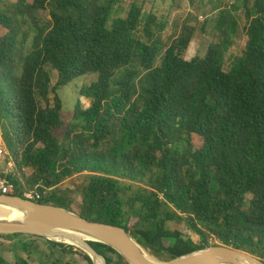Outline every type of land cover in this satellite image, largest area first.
I'll use <instances>...</instances> for the list:
<instances>
[{
  "label": "trees",
  "instance_id": "obj_1",
  "mask_svg": "<svg viewBox=\"0 0 264 264\" xmlns=\"http://www.w3.org/2000/svg\"><path fill=\"white\" fill-rule=\"evenodd\" d=\"M32 1L0 0V124L19 173L14 196L43 183L53 192L37 203L72 210L63 184L80 176L79 214L126 229L162 261L213 246L264 261V0L252 11L244 0L248 41L229 71L238 29L230 11L217 19L220 41L206 57L187 60L194 29L185 25L167 46V24L135 3L113 18L121 0ZM40 9L49 29L38 25ZM87 75L97 77L81 92L90 106L79 107L83 123L66 125L62 139L59 90ZM183 223L199 242L176 229ZM0 237L17 240V264H28L23 255L37 239L93 264L73 246ZM91 244L108 264H130ZM0 264H8L1 255Z\"/></svg>",
  "mask_w": 264,
  "mask_h": 264
},
{
  "label": "rangeland",
  "instance_id": "obj_2",
  "mask_svg": "<svg viewBox=\"0 0 264 264\" xmlns=\"http://www.w3.org/2000/svg\"><path fill=\"white\" fill-rule=\"evenodd\" d=\"M17 0H11V3H15ZM29 3H33L32 0H28ZM135 3L143 10V14L146 16L148 14H154L157 18L167 24L166 30L162 35L164 43L167 46L179 36L183 27L185 25L191 26L194 29V36L192 42L185 54L187 60H191L195 57L205 58L210 44L220 41V32L216 26L217 19L223 15V12L230 11L234 18L238 21L237 34L233 38V44L226 53L224 69L229 71L232 67L234 61L241 57L246 43L248 41V36L246 34L245 27L247 26L248 19L246 17V8L244 5V0H121L119 6L116 8L113 18L127 17L130 10L131 4ZM254 5V0H251L247 7L252 11ZM36 17L39 20V26L46 27L49 29L51 27L52 19L48 9H40L36 13ZM31 23L25 26L23 29L25 32H31L30 43L35 30L31 28ZM30 45V44H29ZM17 58L20 59L22 53H16ZM19 70L22 68V64L18 65ZM52 84L55 85L57 82L56 71L52 72ZM97 77L95 75H87L76 79L73 83L62 87L59 90V94L63 100V119L65 122V127L60 130L61 134H64L66 125H79L83 123L82 117H74L76 111L79 109L86 110L90 106V101L82 97V89L90 86ZM53 97V95L51 96ZM62 137V136H61ZM64 138V135L62 139ZM29 173L31 171L29 170ZM83 184V178L80 176H75L74 178L67 180L63 187L71 190L69 194V199L72 204V210L79 214L80 204L82 202L83 194L81 192V187ZM45 194V198L52 195L53 190L51 188ZM136 220L131 222V226L135 224ZM176 229H180L185 236L193 237L195 241L199 242V238L195 234L188 230L186 224L181 226H176ZM134 237V236H133ZM4 242L1 244H6L7 258L13 260L14 252L10 249L9 244L14 240V238H4L0 237ZM135 240L143 247L145 252L150 254L154 259L162 261L154 257L136 238ZM44 240L37 239L38 244H44ZM69 246V245H67ZM57 256V255H56ZM75 260V257H74ZM78 264H90L82 259H76ZM31 264H38L37 259L32 258ZM114 264H120L115 261Z\"/></svg>",
  "mask_w": 264,
  "mask_h": 264
},
{
  "label": "water",
  "instance_id": "obj_3",
  "mask_svg": "<svg viewBox=\"0 0 264 264\" xmlns=\"http://www.w3.org/2000/svg\"><path fill=\"white\" fill-rule=\"evenodd\" d=\"M0 236L32 235L76 247L93 264H108L91 243L113 248L130 264H264L246 252L225 246H213L183 255L171 261L149 259L143 247L126 229L90 221L80 214L52 204H40L19 196L0 194Z\"/></svg>",
  "mask_w": 264,
  "mask_h": 264
},
{
  "label": "built area",
  "instance_id": "obj_4",
  "mask_svg": "<svg viewBox=\"0 0 264 264\" xmlns=\"http://www.w3.org/2000/svg\"><path fill=\"white\" fill-rule=\"evenodd\" d=\"M18 174L16 162L8 149L4 138V129L0 124V194L14 196L17 186L11 178ZM41 188L45 189L44 193L40 191ZM48 191L50 189L46 188L43 183H39L34 190L23 191L22 194L23 198L37 202L43 200Z\"/></svg>",
  "mask_w": 264,
  "mask_h": 264
},
{
  "label": "crops",
  "instance_id": "obj_5",
  "mask_svg": "<svg viewBox=\"0 0 264 264\" xmlns=\"http://www.w3.org/2000/svg\"><path fill=\"white\" fill-rule=\"evenodd\" d=\"M16 239H14L8 246L14 252L13 260H9V257L7 258L8 254L6 253L7 248L5 247L6 244H1L4 241L0 239V255L8 262V264H17V257H16V251H15V244ZM31 255L28 257L23 255L26 259H28V264H31L32 258L37 259L38 264H59L60 262H73L74 256H64L60 254V252L56 248L49 247L46 243L44 244H38L36 240V244L33 247H30L29 249ZM39 253V254H38ZM57 255V256H56ZM60 260V261H59Z\"/></svg>",
  "mask_w": 264,
  "mask_h": 264
},
{
  "label": "bare ground",
  "instance_id": "obj_6",
  "mask_svg": "<svg viewBox=\"0 0 264 264\" xmlns=\"http://www.w3.org/2000/svg\"><path fill=\"white\" fill-rule=\"evenodd\" d=\"M0 211L1 212H5L6 210L4 209V208H2V207H0ZM143 244V243H142ZM145 254H146V256L149 258V259H151V260H155L152 256H150V254H148L147 252H145ZM96 264H100V262L98 261V262H96Z\"/></svg>",
  "mask_w": 264,
  "mask_h": 264
}]
</instances>
